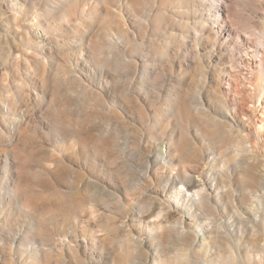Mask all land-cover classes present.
Segmentation results:
<instances>
[{
    "label": "rangeland",
    "instance_id": "1",
    "mask_svg": "<svg viewBox=\"0 0 264 264\" xmlns=\"http://www.w3.org/2000/svg\"><path fill=\"white\" fill-rule=\"evenodd\" d=\"M263 145L264 0H0V264H258Z\"/></svg>",
    "mask_w": 264,
    "mask_h": 264
},
{
    "label": "bare ground",
    "instance_id": "2",
    "mask_svg": "<svg viewBox=\"0 0 264 264\" xmlns=\"http://www.w3.org/2000/svg\"><path fill=\"white\" fill-rule=\"evenodd\" d=\"M18 60V59H17ZM14 127V124L12 125ZM260 132V128H259V131ZM240 139H241V146H244V138L239 135ZM263 150H264V145H263ZM244 152L247 151V149L245 148V150H243ZM45 169V168H44ZM46 171V169H45ZM49 171V170H48ZM186 176V175H185ZM187 177V176H186ZM186 177H184L189 183H190V189H195L196 188V181H190L189 179H187ZM222 180V179H221ZM179 194H181V192L179 191L178 192ZM178 194V195H179ZM255 195V193H252ZM261 195H264V192L261 194ZM202 198L204 199H208L207 196H203ZM259 199H261L259 197ZM205 205L208 206V203H206ZM257 216V215H256ZM183 234V233H182ZM190 238V235L185 233L183 234V241H187V239ZM200 247L204 248L205 247V241H203L201 244H200ZM261 249H263V256L261 255H254L253 257L252 256H249L250 257V261H254V262H257L258 264H261V262H263L262 260H264V243L261 245ZM235 263V259H234V256L232 253L228 254V256L226 258H223L219 264H234Z\"/></svg>",
    "mask_w": 264,
    "mask_h": 264
}]
</instances>
